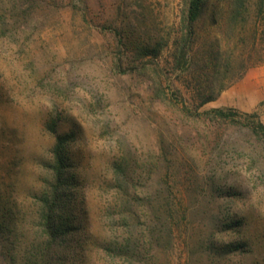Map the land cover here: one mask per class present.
<instances>
[{
    "label": "rangeland",
    "instance_id": "1",
    "mask_svg": "<svg viewBox=\"0 0 264 264\" xmlns=\"http://www.w3.org/2000/svg\"><path fill=\"white\" fill-rule=\"evenodd\" d=\"M27 1L29 14L13 35L3 28H10L22 0H0V247L5 249L0 264H24V239L33 237L38 198L50 180L55 134L46 125L52 118L57 132H72L68 153L87 186L86 222L94 244L115 233L104 210L115 160L123 162L139 195L164 186L166 170L184 187L181 162L188 159L206 178H214L223 198L225 191L245 188L253 197L234 199L239 204L253 200L258 189L238 155L246 151L234 126L226 125L221 133L185 120L155 95L158 80L164 91L171 81L193 108L207 80L216 78V86L239 74L196 110L230 108L264 125V62L248 66L245 54L239 58L236 49L233 56L222 50L214 53L213 70L206 68L207 52L236 40L235 26L227 19L230 7L222 1L207 7L186 46L191 61L176 64L187 0ZM116 32L127 47L119 45ZM204 193H209L207 185ZM208 232L206 227L189 231L191 249ZM182 248L175 240L160 258L182 264ZM202 263L209 264L205 258Z\"/></svg>",
    "mask_w": 264,
    "mask_h": 264
},
{
    "label": "trees",
    "instance_id": "2",
    "mask_svg": "<svg viewBox=\"0 0 264 264\" xmlns=\"http://www.w3.org/2000/svg\"><path fill=\"white\" fill-rule=\"evenodd\" d=\"M220 1L230 7L227 19L235 26L232 39L235 37L236 40H226L214 50L210 49L206 68L210 65L208 69L213 70L214 53L222 50L233 56L236 49L239 58L245 54L248 66L264 62V0H187L182 19L184 32L176 48V64L191 61L186 46L193 40L194 26L203 19L210 4ZM19 6L21 11L15 18L12 16L10 28L7 25L3 28L13 35L29 14L27 0H22ZM23 27L20 28L22 32ZM116 33L119 45L127 47L124 36ZM115 67H118L117 63ZM223 69L225 72L230 70L227 61ZM238 75L216 86V78L207 80L202 90L196 92L197 106L215 99ZM166 85L168 91L161 87V80L157 81L156 97L176 109L185 120H196L221 133L226 125L234 126L240 145L246 151L238 152V155L246 160L258 194L247 204H239L234 198L238 196L241 202L242 197L252 198L254 194L249 189L225 191L226 198H223L221 191L215 188L214 178H206L203 170L183 159L184 187H179L172 172L166 170L165 185L158 184L152 195L143 196L138 194L133 180L124 172L123 162L115 160L111 172L112 192L104 208L110 221L108 226L115 233L94 244L86 222L89 221L87 186L75 171L68 153L72 132H57V122L52 118L46 125L55 134L47 166L50 180L38 198L36 221L31 225L33 237L24 239V264H171L160 256L161 252L168 253L173 248L175 240L182 243L181 251L186 253L182 264H203V258L209 264H235L234 257L239 260L238 264H244L246 258L250 260L246 259L247 264H264V125L249 116L242 118L230 108L214 107L198 112L196 105L192 108L186 104L171 81ZM205 185L209 188L207 196ZM216 197L219 202L215 201ZM197 227L200 230L206 227L209 232L191 249L189 231ZM0 253H5L3 245Z\"/></svg>",
    "mask_w": 264,
    "mask_h": 264
}]
</instances>
